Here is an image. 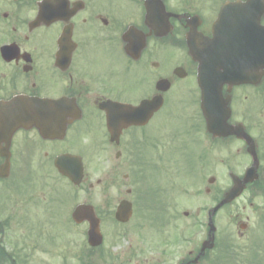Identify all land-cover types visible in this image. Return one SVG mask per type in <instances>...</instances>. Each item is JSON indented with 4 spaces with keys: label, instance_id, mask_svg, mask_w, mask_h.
<instances>
[{
    "label": "flooded vegetation",
    "instance_id": "1",
    "mask_svg": "<svg viewBox=\"0 0 264 264\" xmlns=\"http://www.w3.org/2000/svg\"><path fill=\"white\" fill-rule=\"evenodd\" d=\"M261 26L264 0H0V264H194L192 231L153 242L136 215L176 220L181 166L208 171V202L254 166L241 196L264 198V77L215 80L207 94L222 112L207 122L186 44L254 38ZM152 98L162 104L145 124L118 119L110 134L117 103ZM79 162L78 181L63 174ZM122 201L126 222L114 217ZM80 204L99 220L98 246L84 212L72 218ZM229 218L248 231L249 216Z\"/></svg>",
    "mask_w": 264,
    "mask_h": 264
},
{
    "label": "rangeland",
    "instance_id": "2",
    "mask_svg": "<svg viewBox=\"0 0 264 264\" xmlns=\"http://www.w3.org/2000/svg\"><path fill=\"white\" fill-rule=\"evenodd\" d=\"M179 85L180 89H177L178 95L176 99L178 100L182 97L181 102L183 100L187 101V97L181 94L183 91L181 84ZM88 171L92 175H98V173L94 172V168L90 164L88 165ZM179 171L182 186L181 192L188 195L178 197L182 204L178 206L179 212L176 220L173 223H168L166 216L162 219L160 216L155 217L156 215H153L155 218L152 219V215H149L151 218L146 221V219H142L140 213H137L136 218L143 227L142 232L148 233L149 240L153 242L160 241L166 237L173 238L175 227L181 235V240L187 239L191 231L194 232V239L197 245H199L201 240L205 238V223L207 219L205 212L200 211L197 215L195 211L197 207L202 206L206 202L203 195H201V191L198 189L199 187L207 185L205 177L208 171L205 168L199 167H180ZM194 176L200 180L197 186L190 182ZM186 178L188 179L187 183L185 182ZM217 186H220V183ZM95 191L97 192L99 190ZM211 194L214 197L215 194L213 191ZM250 201L252 202L251 206ZM243 206L245 210H242ZM138 209L140 208L138 207ZM184 209L188 210L186 217L180 213ZM236 212H240L242 217L244 215L249 216L250 228L242 237L236 235L237 226L234 224L233 219L229 218L230 214L233 215ZM217 217L215 223H219L220 228L225 227L226 230H223L222 235L219 236V240H216L217 244L206 254L201 264H264V198L252 199L250 194L246 193L240 199L221 210ZM136 240H140V238ZM108 241L109 239L107 238L105 246L109 245ZM120 242L123 243L121 238ZM73 244H69L70 250L74 248ZM71 262L73 261L69 260V264H74ZM174 263L170 261L167 264Z\"/></svg>",
    "mask_w": 264,
    "mask_h": 264
},
{
    "label": "water",
    "instance_id": "3",
    "mask_svg": "<svg viewBox=\"0 0 264 264\" xmlns=\"http://www.w3.org/2000/svg\"><path fill=\"white\" fill-rule=\"evenodd\" d=\"M247 40H241V44L237 47V45L235 44L236 47V51L233 52V50L231 49L230 46V41H224V43H220L219 40H211V41H203L202 42V49H207L210 47H215L217 48L219 51H221V56L224 57V63H223V69H224V74H225V78L227 80H237L236 82H240L241 80H243V74L245 72H247V70H249V68L253 69L255 68V70L259 69L260 71V77L263 75L264 73V36L261 37V39L255 43V47L252 48V41H251V46L250 45H246ZM188 44H189V52L192 55L193 58H196L195 56L197 55V59L199 61V80H200V84L201 87H205V80L202 78L203 75H205L206 73V61L204 60V57L202 56V54H198L196 52V46L195 45V41L194 40H188ZM233 46V45H232ZM233 46V48H235ZM238 48H240L241 50H237ZM204 53V52H202ZM122 112H124L125 114L128 115L127 120L128 121H132L133 123L135 122H141L142 119L144 118V104H141L137 107H132L129 108L128 111L126 110H121ZM150 112H152V109L150 110ZM205 112V110H204ZM124 114V116H125ZM115 120H118V118L115 117V114L110 116V123L115 122ZM70 168H68L65 171V174H67L68 176H74L76 175V171L72 172L69 170ZM78 174H79V170H78ZM245 181H247L245 179ZM244 181V182H245ZM243 189V185H239L237 182L234 183V185L232 186L231 189H229L225 195L224 198L213 208L212 210V214L215 213V211L221 207L223 204L225 203H229L231 202L234 198H236L240 192ZM78 209H76L73 217L77 220L78 218ZM92 216V215H91ZM128 207L127 205L124 207H119L117 212H116V218H118L119 220H126V218H128ZM94 218V217H93ZM94 221H89L90 222V228L88 231L89 234V242L92 245L98 244L100 242V235L98 232V228H97V221L95 219H93ZM209 232H214V227L212 225V221H211V217H210V221H209ZM213 235L209 236L207 242L203 243L202 246V250H204V248H211L213 246Z\"/></svg>",
    "mask_w": 264,
    "mask_h": 264
}]
</instances>
